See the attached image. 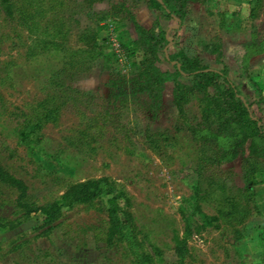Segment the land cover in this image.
<instances>
[{
  "label": "trees",
  "instance_id": "16d2710c",
  "mask_svg": "<svg viewBox=\"0 0 264 264\" xmlns=\"http://www.w3.org/2000/svg\"><path fill=\"white\" fill-rule=\"evenodd\" d=\"M102 0H0V14L15 18L29 32L27 58L35 63L42 77L44 96L15 111L17 133L21 142L36 145L44 142L47 124H58L62 111L68 106L83 108L84 126L76 136V143L95 150V145L108 130L129 136L123 123L129 110H143L158 120L162 110V96L168 83H173V100L178 118L190 132L197 145L194 164L196 179L191 193L182 198L179 214L182 228L173 227L174 250L178 257L174 264H187L190 240L220 225L222 217L236 219L240 224L256 210V191L250 185L257 182L255 171L264 176V79L249 71L253 56L264 52V32L253 24L251 38L243 42L240 73H233L225 61L224 41L221 37L198 40L199 51L215 55L220 66L204 62L199 54L190 55L181 44L178 34L186 22L191 3L206 6L208 0H148L157 11L153 27L147 29L134 20L137 36L128 32L119 35L120 51L111 37L102 35L103 27L79 30L77 46L69 45L75 15L90 10ZM264 0H254L249 16H260ZM241 13L237 9L231 16ZM118 14V13H117ZM222 15L221 26L232 33ZM177 23L178 26L173 24ZM143 57L137 61V52ZM103 59V68L110 74L105 96L97 89H83L77 82L92 73ZM174 70L162 69V60ZM148 97V99L146 98ZM199 98L201 117H193L189 105ZM88 111L90 113L87 114ZM146 141L160 149V136L168 135L145 128ZM72 144H75L72 142ZM246 186L235 183V171L225 165L244 155ZM0 183L14 189L15 218L0 216V231L13 230L40 214L42 227L51 231L67 210L79 206L103 210L108 217L91 226L98 241L107 246L122 248L133 264H163L162 249L144 230L136 214V199L128 189L112 176L66 181L64 192L56 198L40 201L28 183L0 162ZM214 203L215 214L205 206ZM236 238L242 237L235 229ZM264 236V228L262 232ZM149 246L150 249L146 246Z\"/></svg>",
  "mask_w": 264,
  "mask_h": 264
},
{
  "label": "rangeland",
  "instance_id": "374dc122",
  "mask_svg": "<svg viewBox=\"0 0 264 264\" xmlns=\"http://www.w3.org/2000/svg\"><path fill=\"white\" fill-rule=\"evenodd\" d=\"M254 0H208L203 6L191 3L186 22L178 37L190 55L199 54L205 63L220 66L215 55L199 51L198 40L221 37L224 41L225 61L233 73H240L243 42L251 38L253 24L264 32V2L260 16L251 18ZM240 9L238 16L231 13ZM226 12L227 24L232 33L221 26ZM118 13V14H117ZM157 11L148 0H102L93 8L75 17L69 45L77 46L80 29L102 28V35H119L128 32L137 36L134 20L150 29L156 22ZM178 26L177 23L173 24ZM29 32L17 19L0 14V162L30 186V191L42 202L56 198L65 190L66 181L85 180L105 175L112 176L134 195L136 214L153 241L162 249L163 264H174L178 257L174 250L173 227L182 228L179 214L182 198L191 193L196 179L193 170L197 145L190 132L178 118L173 100V83H168L162 96V110L158 120L141 110H129L123 118L129 136L108 130L95 145L87 150L76 143V136L84 126L83 108L68 106L63 109L58 124L44 128L45 140L41 144L21 142L17 133L15 111L44 96L42 77L35 63L27 58ZM143 51L137 52L140 61ZM162 69L174 70L164 59ZM249 71L264 79V52L250 60ZM110 74L98 60L92 73L76 84L83 89H97L105 96ZM148 99V97H146ZM199 98L188 106L193 117H201ZM87 114L90 115L88 111ZM264 114V106L258 110ZM164 132L160 136V149L155 150L146 141L145 128ZM75 143V144H72ZM244 155L225 165L235 171V183L245 187ZM257 182L250 185L256 191L258 207L242 223L222 217L218 227H212L190 240L187 264H264V176L256 170ZM17 193L0 183V216L15 218L14 202ZM102 211L84 206L67 210L64 217L48 232L42 227L40 214L13 230L0 231V264H133L124 250L109 247L98 241L91 226L108 217L104 201ZM215 214L214 203L205 206ZM235 229L242 237L236 238ZM148 249L149 246L146 243Z\"/></svg>",
  "mask_w": 264,
  "mask_h": 264
},
{
  "label": "built area",
  "instance_id": "2783aa9c",
  "mask_svg": "<svg viewBox=\"0 0 264 264\" xmlns=\"http://www.w3.org/2000/svg\"><path fill=\"white\" fill-rule=\"evenodd\" d=\"M111 41H112L113 46L115 47V49L117 51H120V43H119V41L116 38H114L113 35L111 36Z\"/></svg>",
  "mask_w": 264,
  "mask_h": 264
}]
</instances>
